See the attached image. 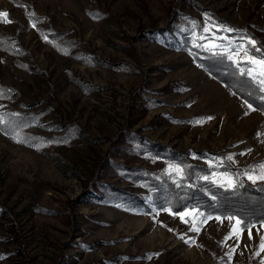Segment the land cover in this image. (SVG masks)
<instances>
[{
  "label": "rangeland",
  "instance_id": "374dc122",
  "mask_svg": "<svg viewBox=\"0 0 264 264\" xmlns=\"http://www.w3.org/2000/svg\"><path fill=\"white\" fill-rule=\"evenodd\" d=\"M0 13V264H264V223L250 238L234 219H181L154 208L144 177L188 162L225 183L206 150L264 185V113L223 82H240L235 65L260 77L247 59L264 60V0H0Z\"/></svg>",
  "mask_w": 264,
  "mask_h": 264
},
{
  "label": "trees",
  "instance_id": "16d2710c",
  "mask_svg": "<svg viewBox=\"0 0 264 264\" xmlns=\"http://www.w3.org/2000/svg\"><path fill=\"white\" fill-rule=\"evenodd\" d=\"M232 36L242 38V41L246 40L241 32H235ZM246 45L249 46L248 42H246ZM257 52H262L255 54L260 58H264V49L258 47ZM198 57L201 64H206V60H210L211 63V60L216 58L214 55L207 53L200 54ZM218 59L226 63L230 62L222 56ZM204 66L203 68L207 71H212L208 65ZM235 66L240 82L237 85L234 84V86L230 81L224 80L223 82L233 88L246 102L264 113V92L260 90L264 86L259 84V79L254 80L252 76H249L248 70L244 66ZM225 75H228V72ZM201 154L203 159L214 162L220 172L233 177L236 182L235 187H229L225 183H221L220 179L216 181L210 179L211 169L192 166L188 162L182 163L180 161L185 171L182 170L180 176L175 179L165 178L157 173L144 172L146 173L144 177L147 181V187L153 194L154 208L159 210L169 209L177 213L192 210L201 214L203 218L206 216L222 218L232 216L242 218L244 222H250L252 225L264 223V185L253 188L244 183H239L235 177L237 169L224 161L222 159L224 155L221 153L205 150ZM125 200L131 208L148 211L147 205L141 201L133 200L132 196L130 199Z\"/></svg>",
  "mask_w": 264,
  "mask_h": 264
},
{
  "label": "snow or ice",
  "instance_id": "6c2138e0",
  "mask_svg": "<svg viewBox=\"0 0 264 264\" xmlns=\"http://www.w3.org/2000/svg\"><path fill=\"white\" fill-rule=\"evenodd\" d=\"M0 16L6 17L7 14L6 13H0ZM8 22H10V21H8ZM249 43L253 44V46L255 45V42L254 41H250ZM215 47H216V45L214 43H210L208 50H212ZM245 55H247V53H245ZM236 62L237 63H240L242 61L237 60ZM247 62L252 63V64H259L261 66V68H262V71L259 73V75H260V77H264V60L257 61L255 59H253L251 56H248ZM248 75L249 76H252V78L254 80L257 79L256 76H253L252 75V72L251 71L248 72ZM258 82H259L260 85L264 86V79H260ZM260 90L262 92H264V87H261ZM3 95H4V91L2 89H0V97H2ZM248 107L250 109H252V105L251 104H248ZM252 110H255V109H252ZM2 119L3 118L0 117V120H2ZM207 119H211V117H208ZM229 159H231V157H229ZM260 169H261V175L258 178L261 179V180H264V165H261L260 166ZM176 171L177 172H180L181 170L180 169H176ZM205 179H207V178L205 177ZM223 179H224L225 184L227 186H229V187H235L236 182L231 177L225 176ZM248 179H250L253 182H255V179L256 178H254L253 176L249 175L248 176ZM196 214H198V213L195 212V211L189 210V211H186V212L181 213L179 215L181 216V219H184V217H186V216H189V215L195 216ZM216 219L218 221H220L221 223H223V220L224 219H228L229 221H231V220L234 219L235 222H236V225H240L239 231L240 232H243L244 229H248L249 230V237L251 238V227H253L254 225H252L250 222H244L242 218H237V217H232V216L223 217V218L222 217H216ZM185 222H187V221H185ZM235 234H236V230H235V226H233V231L229 234L228 237H226V239L231 238V236L232 235H235ZM261 249L264 250V238H262Z\"/></svg>",
  "mask_w": 264,
  "mask_h": 264
}]
</instances>
